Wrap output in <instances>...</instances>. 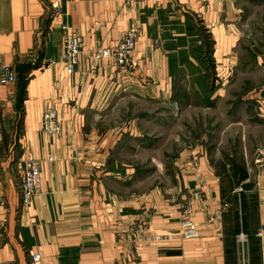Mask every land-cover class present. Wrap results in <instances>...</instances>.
Masks as SVG:
<instances>
[{
    "label": "crops",
    "instance_id": "0c3cea01",
    "mask_svg": "<svg viewBox=\"0 0 264 264\" xmlns=\"http://www.w3.org/2000/svg\"><path fill=\"white\" fill-rule=\"evenodd\" d=\"M130 30L139 35L132 67L102 61L91 73L96 48H114ZM204 31L218 76L264 74V0H0V58L17 74L15 84H0V264H29L36 252L42 264H251L247 239L239 244L244 235L233 248L227 243L240 220L241 184L231 190L206 150L183 152L179 170L160 173L158 185L157 171L135 160L152 143L130 133L129 144L123 132L98 128L123 94L155 99L170 92L178 72L189 75L184 63L203 51ZM68 33L84 41L73 75L62 63ZM49 109L61 127L53 138L43 130ZM31 159L40 163L41 187L23 207L22 165ZM243 162L264 264V143L246 149ZM187 216L198 239L180 238Z\"/></svg>",
    "mask_w": 264,
    "mask_h": 264
},
{
    "label": "rangeland",
    "instance_id": "374dc122",
    "mask_svg": "<svg viewBox=\"0 0 264 264\" xmlns=\"http://www.w3.org/2000/svg\"><path fill=\"white\" fill-rule=\"evenodd\" d=\"M202 37L203 51L194 52L193 61L184 63L189 75L178 72L173 76L169 93H161L154 99L147 94L135 96L122 92L104 112L106 121L98 127L101 132L107 129L123 132L129 144L130 133L139 136L144 145L152 143L145 145L150 150H143L141 145L139 158L135 160L140 162L141 170L157 171L158 185L163 184L160 173L169 175L179 170L183 152L188 154L203 148L210 162L217 166L222 162L243 161L246 149L248 153L264 143V124L260 121L264 113L262 70L218 76L222 67L212 57L214 47L205 31ZM240 56L243 58V54ZM244 63L238 61L237 67ZM126 77L122 78L126 81ZM116 84L115 90H122L120 83ZM125 159L132 161L128 154ZM245 239L240 238L239 244L245 243Z\"/></svg>",
    "mask_w": 264,
    "mask_h": 264
},
{
    "label": "built area",
    "instance_id": "2783aa9c",
    "mask_svg": "<svg viewBox=\"0 0 264 264\" xmlns=\"http://www.w3.org/2000/svg\"><path fill=\"white\" fill-rule=\"evenodd\" d=\"M127 5H138L141 0H125ZM139 35L137 30H130L125 37L114 48H96L93 53L90 72L95 73L98 64L102 61L110 62L118 70H128L132 67V53L135 51ZM83 38L77 34L68 33L65 37L64 52L62 63L69 75L75 74L80 67V55L83 51ZM127 72V71H126ZM17 81V74L14 66L7 64L0 58V84L3 86L13 85ZM43 130L50 137H57L61 132L58 114L54 109H49L43 115ZM23 176L19 185L21 202L23 207L32 204L41 187V167L38 160H26L23 165ZM2 200L0 199V207ZM225 207L227 205L225 204ZM260 230L257 237H262ZM1 232V227H0ZM200 237L199 228L193 223L191 218L187 216L182 221L180 238L184 240H195ZM162 239L172 240L171 236L165 238H154V241ZM29 264H42L39 253H31L29 256Z\"/></svg>",
    "mask_w": 264,
    "mask_h": 264
},
{
    "label": "trees",
    "instance_id": "16d2710c",
    "mask_svg": "<svg viewBox=\"0 0 264 264\" xmlns=\"http://www.w3.org/2000/svg\"><path fill=\"white\" fill-rule=\"evenodd\" d=\"M221 171L219 174L221 176H225L230 180L233 190L234 187L241 184L242 192L239 194H234V198L238 205L239 209L237 210L240 215V220L237 221V226L235 225L234 228L230 231V237L227 240L228 247H235L237 246V237L240 235H244L247 239L248 246H249V258L251 264H260L258 251H259V241L256 238V233L250 228L251 217L249 214L251 201L255 203L254 195L249 196L252 200H247V191L252 189L251 184H244L246 179H248V173L245 169V165L243 161L237 162L233 160L231 164L222 162L217 165ZM241 221V222H240ZM240 222V224H239Z\"/></svg>",
    "mask_w": 264,
    "mask_h": 264
}]
</instances>
